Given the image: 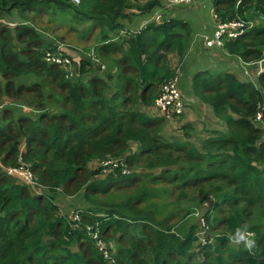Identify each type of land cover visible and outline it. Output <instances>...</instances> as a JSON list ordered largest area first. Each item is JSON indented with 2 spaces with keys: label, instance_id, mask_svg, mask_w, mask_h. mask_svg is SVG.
Segmentation results:
<instances>
[{
  "label": "trees",
  "instance_id": "trees-1",
  "mask_svg": "<svg viewBox=\"0 0 264 264\" xmlns=\"http://www.w3.org/2000/svg\"><path fill=\"white\" fill-rule=\"evenodd\" d=\"M190 4L0 0V264H264L262 226L247 230L251 248L230 239L264 202V0H212L218 22L252 21L220 47L254 73L200 71L184 91L179 82L184 114L188 92L211 120L168 138L176 115L155 103L190 49L176 10ZM61 15L70 31H99L92 53L60 50L64 37L40 28ZM18 166L33 183L8 173ZM167 191L182 205L161 215L155 196Z\"/></svg>",
  "mask_w": 264,
  "mask_h": 264
},
{
  "label": "crops",
  "instance_id": "crops-1",
  "mask_svg": "<svg viewBox=\"0 0 264 264\" xmlns=\"http://www.w3.org/2000/svg\"><path fill=\"white\" fill-rule=\"evenodd\" d=\"M213 12L212 0H195L193 6L184 7L179 11V15L180 13L183 14V18L190 23L194 39L196 36L201 37L200 34L210 35L217 28V20ZM138 22L141 25L142 21L140 19H138ZM193 39L186 59L179 68V75L181 73V78L179 79L181 88L184 86L187 90L191 89V80L193 76H195L197 72L211 69L210 67L220 70L221 72H229L231 67L241 68V65H243L244 61L239 57L230 59L233 55L228 54L222 47L218 45L211 47L205 46L202 39L199 38L200 41H194ZM176 59L177 58L173 56L172 62L174 65L176 64ZM203 59L205 62L204 65L201 66L200 61L202 62ZM182 90L184 91L183 88ZM184 98L189 103V109H186L185 114L181 116L183 117L181 127H186L188 123L192 122L196 124L199 122L203 126L204 124H209L211 119L209 120V112L205 110V106L200 105L192 93L187 92ZM65 204H68V202L66 201Z\"/></svg>",
  "mask_w": 264,
  "mask_h": 264
},
{
  "label": "rangeland",
  "instance_id": "rangeland-1",
  "mask_svg": "<svg viewBox=\"0 0 264 264\" xmlns=\"http://www.w3.org/2000/svg\"><path fill=\"white\" fill-rule=\"evenodd\" d=\"M194 1L195 0H190L191 4L187 5L185 7L192 6L194 4ZM167 6L169 7L170 3H168ZM182 9H183V7L177 8L176 10L181 11ZM155 14H156V12L154 13V16H155ZM66 16L68 18H71L72 15L70 13ZM154 16H152V17L147 16L146 19L153 18ZM51 17H53V16H50V17L48 16L49 19ZM159 18H160V15L159 14L156 15L155 19H159ZM12 19H14V17H12ZM9 21H13V20H9ZM70 21H71V19H66L63 15H61L58 18H52V23L50 24V26L48 25L49 22L48 23L46 22V23H42L43 25H41L40 28L46 29L48 31V33L53 34L58 38H59V36L64 37L63 40H59V41H61L60 46H59L60 50L61 49L67 50V49L72 48L73 50H75L73 52H78V50H80V48H84L86 50V52L90 51L92 53V49L95 47V44H97L99 42V31H97V32L95 31L94 34H91V37L90 36L86 37L85 31H79V32L70 31L69 28L67 27L68 24H72ZM145 21H147V20H145ZM12 23H15V21ZM195 23H197V22H195ZM128 25H130V24H128ZM60 28H61V31L60 30L56 31L57 29H60ZM122 33L125 34V32H122ZM212 34H210V35H212ZM200 35L203 37L205 34H200ZM70 51H72V50L70 49ZM234 57H236V56L230 57V59H232ZM204 62H205L204 59L202 62L200 61V65L201 66L204 65ZM250 63L251 62L244 61L245 65H249ZM242 66L243 65H241V67ZM249 66H250V70H249L248 74L244 77H248V76L250 77L254 73L253 70H254L255 65L253 63H251ZM236 68H239V69H236ZM177 70L179 71V68ZM214 71H215V68L209 69L210 73H212ZM216 71H220V70H216ZM229 72H234L237 75H239V73L243 74L244 70L241 69L240 67H233V68L231 67ZM242 74H241V76H242ZM244 77H242V78H244ZM180 78H181V73H180ZM183 114H181L180 116H176V119H174L172 121H168L166 123V128L163 132L166 137H168V138H175V137L185 138L186 134L183 131L184 128H183V126L181 127V125H182L181 122L183 121V117H181V116ZM208 116H210V114H208ZM116 198H117V196L114 193L113 199H116ZM155 201H156L155 205L160 208V214L161 215H165L169 211L173 210L174 208H177V207L182 205V204L174 203V200L171 196L170 191L159 193L157 196H155ZM212 204H213V201H209L208 205H206V203L204 202L203 205L201 207H198L194 212L195 214L198 212L199 213L196 215H194V213H193L192 215L188 216L179 226V230L181 232H184L191 224H194L195 222H197V218L198 217L200 218V215L205 210H207L208 208H211ZM185 205L186 204L184 203V206ZM221 215L223 216V214H221ZM218 216H220V215H218ZM201 220H202V218L200 219V224H201ZM253 224L260 225L264 228V202L261 203L260 205L256 206V207H254L253 216L250 219V221L248 223H246L245 226L242 228V232L249 233L250 231H247V230H249V227ZM251 236L249 237V239L254 241L255 237L253 236L251 238ZM201 242L203 244L208 243V241L207 242L201 241ZM232 244L234 246H236L238 243H236L234 241ZM239 244L245 245L243 242H241Z\"/></svg>",
  "mask_w": 264,
  "mask_h": 264
},
{
  "label": "built area",
  "instance_id": "built-area-1",
  "mask_svg": "<svg viewBox=\"0 0 264 264\" xmlns=\"http://www.w3.org/2000/svg\"><path fill=\"white\" fill-rule=\"evenodd\" d=\"M76 3H79L80 0H73ZM173 2H190V0H173ZM160 15V14H159ZM216 19V16H215ZM1 21V19H0ZM11 25H15V23L10 22ZM248 25L249 28H245ZM252 21H242V20H232L228 22H218L217 28L213 31L212 35L205 34L203 37L204 42L207 46H222L223 37L227 36L229 38H234L238 35L239 30H249L253 28ZM245 28V29H242ZM47 58L50 61H56L58 63L70 62L69 57H60L54 56L51 53L47 54ZM173 78L169 80L168 83L162 85L160 90V95L156 100V107L159 111L165 114L167 117L171 118L172 116H180L184 113V100L182 98V92L179 87V71ZM261 114H257L256 120L261 119ZM113 163V160H109L104 162L103 165L107 166ZM8 173L11 175L19 174L23 176L28 182H34L33 175L28 169H24L22 167H10L8 168ZM204 231H201L200 241L207 242L206 236H203Z\"/></svg>",
  "mask_w": 264,
  "mask_h": 264
},
{
  "label": "clouds",
  "instance_id": "clouds-1",
  "mask_svg": "<svg viewBox=\"0 0 264 264\" xmlns=\"http://www.w3.org/2000/svg\"><path fill=\"white\" fill-rule=\"evenodd\" d=\"M249 65H245L244 62H243V66L241 68L242 69H245ZM259 71H260V67H259ZM241 74L242 73H239L240 78H241ZM260 120H256V118H255L256 123H258ZM263 128H264V126H263ZM251 235H252L251 233H245V232H242L239 229H237L235 237H230V239H234V241L236 243H238V244L241 243V242H243L246 247L251 248L253 246V244H254V241L251 240V239H249V237Z\"/></svg>",
  "mask_w": 264,
  "mask_h": 264
},
{
  "label": "water",
  "instance_id": "water-1",
  "mask_svg": "<svg viewBox=\"0 0 264 264\" xmlns=\"http://www.w3.org/2000/svg\"><path fill=\"white\" fill-rule=\"evenodd\" d=\"M260 72H264V58L259 62ZM256 78H254L255 80Z\"/></svg>",
  "mask_w": 264,
  "mask_h": 264
}]
</instances>
